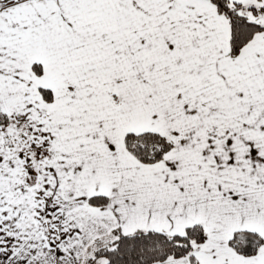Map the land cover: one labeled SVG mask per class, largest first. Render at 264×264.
I'll use <instances>...</instances> for the list:
<instances>
[{"label": "snow or ice", "instance_id": "1", "mask_svg": "<svg viewBox=\"0 0 264 264\" xmlns=\"http://www.w3.org/2000/svg\"><path fill=\"white\" fill-rule=\"evenodd\" d=\"M0 264H264V0H0Z\"/></svg>", "mask_w": 264, "mask_h": 264}]
</instances>
